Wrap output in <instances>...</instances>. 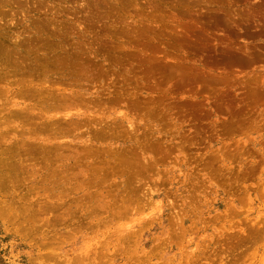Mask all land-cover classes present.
I'll use <instances>...</instances> for the list:
<instances>
[{
	"label": "rangeland",
	"instance_id": "1",
	"mask_svg": "<svg viewBox=\"0 0 264 264\" xmlns=\"http://www.w3.org/2000/svg\"><path fill=\"white\" fill-rule=\"evenodd\" d=\"M0 264H264V0H0Z\"/></svg>",
	"mask_w": 264,
	"mask_h": 264
}]
</instances>
